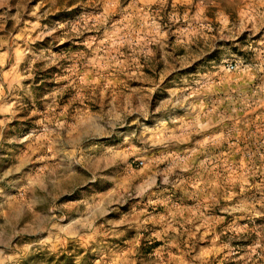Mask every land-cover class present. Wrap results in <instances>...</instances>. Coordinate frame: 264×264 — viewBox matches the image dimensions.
<instances>
[{
  "label": "rangeland",
  "instance_id": "374dc122",
  "mask_svg": "<svg viewBox=\"0 0 264 264\" xmlns=\"http://www.w3.org/2000/svg\"><path fill=\"white\" fill-rule=\"evenodd\" d=\"M0 264H264V0H0Z\"/></svg>",
  "mask_w": 264,
  "mask_h": 264
}]
</instances>
